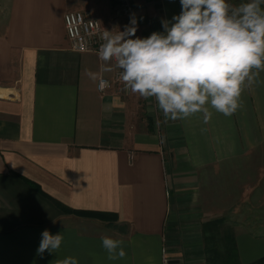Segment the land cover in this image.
Segmentation results:
<instances>
[{"label": "crops", "instance_id": "crops-1", "mask_svg": "<svg viewBox=\"0 0 264 264\" xmlns=\"http://www.w3.org/2000/svg\"><path fill=\"white\" fill-rule=\"evenodd\" d=\"M113 2L0 0V264H194L211 219L232 227L236 264L254 260L264 254V71L233 115L210 109L207 124L202 113L165 121L154 98L121 84L99 92L86 70H114L69 48L62 14L123 31L130 18L115 17ZM129 2L141 38L181 11L180 0ZM44 230L63 241L38 255ZM102 236L126 256L108 260Z\"/></svg>", "mask_w": 264, "mask_h": 264}, {"label": "clouds", "instance_id": "clouds-1", "mask_svg": "<svg viewBox=\"0 0 264 264\" xmlns=\"http://www.w3.org/2000/svg\"><path fill=\"white\" fill-rule=\"evenodd\" d=\"M181 11L171 21L161 20L163 32L136 36L138 20L130 14L123 31L104 29L98 59L101 72L119 69L125 88L144 99L154 98L165 121L202 113L207 124L210 109L228 117L241 107L245 86L264 71V0H180ZM142 19V18H141ZM255 70V71H254ZM99 88L109 82L86 70ZM62 234L41 233L37 254L60 249ZM108 260L123 259L122 241L102 236ZM56 264H79L74 256Z\"/></svg>", "mask_w": 264, "mask_h": 264}, {"label": "built area", "instance_id": "built-area-1", "mask_svg": "<svg viewBox=\"0 0 264 264\" xmlns=\"http://www.w3.org/2000/svg\"><path fill=\"white\" fill-rule=\"evenodd\" d=\"M132 6L129 0H114L113 14L119 18H130ZM62 24L64 34L69 44V48L75 52H92L98 55L100 47L101 34L104 29L111 31L109 27H105L100 22L80 11H66L62 14ZM103 80L112 83L121 84L124 90L128 91L123 82L119 78V69L113 71L111 77L99 76ZM95 89L102 92L99 88V80L95 82ZM165 259L163 262L165 263Z\"/></svg>", "mask_w": 264, "mask_h": 264}, {"label": "rangeland", "instance_id": "rangeland-1", "mask_svg": "<svg viewBox=\"0 0 264 264\" xmlns=\"http://www.w3.org/2000/svg\"><path fill=\"white\" fill-rule=\"evenodd\" d=\"M228 2L233 5H239L241 2H245V0H228ZM224 220H226L227 222H230L231 219L226 217ZM231 229L232 227L230 225L226 223L222 224V222H220L219 224L216 225L213 233L210 231L212 234L210 238L208 236L209 229L203 228L202 230L203 232L202 233L203 234L202 248L204 252L203 257L200 258L198 262L195 261L196 263L194 262V264H222V261L224 259L223 249H224V244H225L223 235L225 233H230ZM244 229L252 233H256L257 231H259L260 228H256V226H244ZM212 249L215 250L217 254L216 253L214 254L213 252H211Z\"/></svg>", "mask_w": 264, "mask_h": 264}, {"label": "trees", "instance_id": "trees-1", "mask_svg": "<svg viewBox=\"0 0 264 264\" xmlns=\"http://www.w3.org/2000/svg\"><path fill=\"white\" fill-rule=\"evenodd\" d=\"M30 184L35 186L34 183L30 182ZM37 190H38V187H37ZM52 201L62 212L72 213V214L80 215V216L97 218V219L105 220V221H110V220L114 219V215H112L110 213L100 212V211L70 209V208L63 206L62 204H60L59 202H57L55 200H52ZM219 221H221V219H211V220H207V221L203 222L201 224V231L203 230V228H208L213 233L216 225L219 224L218 223ZM211 232H209V234H208V236L210 238L212 236ZM223 237H224L225 244H224V249H223L224 259L222 261V264H236L235 257L233 255V251H232V247H231V245H234L231 234L225 233L223 235ZM210 238H208V239H210ZM211 252H213L214 254L215 253L217 254V252H215V250H213V249ZM245 264H264V254L260 255L259 257L255 258L254 260L247 262Z\"/></svg>", "mask_w": 264, "mask_h": 264}, {"label": "water", "instance_id": "water-1", "mask_svg": "<svg viewBox=\"0 0 264 264\" xmlns=\"http://www.w3.org/2000/svg\"><path fill=\"white\" fill-rule=\"evenodd\" d=\"M174 261H176V260H168V263H172V262H174Z\"/></svg>", "mask_w": 264, "mask_h": 264}]
</instances>
